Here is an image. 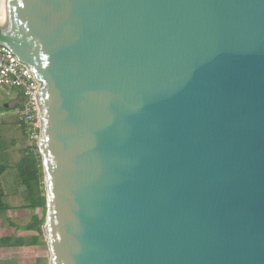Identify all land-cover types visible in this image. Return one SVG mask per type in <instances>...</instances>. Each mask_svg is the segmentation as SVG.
I'll return each mask as SVG.
<instances>
[{
    "label": "water",
    "instance_id": "obj_1",
    "mask_svg": "<svg viewBox=\"0 0 264 264\" xmlns=\"http://www.w3.org/2000/svg\"><path fill=\"white\" fill-rule=\"evenodd\" d=\"M0 45L41 83L49 264H264V0H0Z\"/></svg>",
    "mask_w": 264,
    "mask_h": 264
},
{
    "label": "rangeland",
    "instance_id": "obj_2",
    "mask_svg": "<svg viewBox=\"0 0 264 264\" xmlns=\"http://www.w3.org/2000/svg\"><path fill=\"white\" fill-rule=\"evenodd\" d=\"M18 95L16 89L0 88V166L9 170L4 175L7 194H3L2 203H0V235H3L0 237V260L27 257L29 259L19 260L17 264H48V249L43 234L46 200L34 206L33 197L22 176L23 161L29 155L34 153L38 155L40 152L36 141H31L21 126L19 107H5L6 103L16 99ZM1 112L4 115H1ZM38 168L41 169L38 196L43 197L46 193L42 158L38 162ZM15 174L17 175V186L20 187L17 196L9 190L14 189L12 187L14 178L12 177ZM27 205L28 209L25 208ZM30 225H35V228L28 229ZM5 237H10L11 240L6 243L2 242V238ZM0 264L11 263L3 261Z\"/></svg>",
    "mask_w": 264,
    "mask_h": 264
},
{
    "label": "built area",
    "instance_id": "obj_3",
    "mask_svg": "<svg viewBox=\"0 0 264 264\" xmlns=\"http://www.w3.org/2000/svg\"><path fill=\"white\" fill-rule=\"evenodd\" d=\"M40 84L29 64L20 60L6 46L0 45V88L16 89L22 96L19 120L29 139L36 141L37 147L42 123L38 99Z\"/></svg>",
    "mask_w": 264,
    "mask_h": 264
},
{
    "label": "trees",
    "instance_id": "obj_4",
    "mask_svg": "<svg viewBox=\"0 0 264 264\" xmlns=\"http://www.w3.org/2000/svg\"><path fill=\"white\" fill-rule=\"evenodd\" d=\"M22 105V96L18 97L10 102V106L20 107ZM41 160V154L36 153L29 155V157L23 161L22 164V176L24 182L27 185L30 195L33 197V205L37 206L43 203V200H46V196L39 197V182L41 177V169L38 168V162ZM28 228H35V225H30ZM10 237L2 238V242L10 241Z\"/></svg>",
    "mask_w": 264,
    "mask_h": 264
},
{
    "label": "crops",
    "instance_id": "obj_5",
    "mask_svg": "<svg viewBox=\"0 0 264 264\" xmlns=\"http://www.w3.org/2000/svg\"><path fill=\"white\" fill-rule=\"evenodd\" d=\"M1 115H4V113L3 112H1ZM22 126V125H21ZM9 170L7 169V168H5V167H2V166H0V203H2V200H1V198H2V196H3V194L5 195V194H7V189H6V187L4 186V175H5V173H7ZM12 178H14V180L12 181V187L14 188V189H9L11 192L10 193H13L14 194V196H17V193L19 194V191H18V189H20V187L19 186H17V184H18V182H17V180H16V178H17V175L15 174V175H13V177ZM16 180V181H15ZM21 205H23V204H21ZM23 207H24V205H23ZM25 208L26 209H28V205L27 206H25ZM28 228V227H27ZM28 229H30V228H28ZM34 229V228H33ZM32 229V230H33ZM3 235H0V237H2ZM25 255V254H24ZM24 259H29V258H27V257H21V258H18V259H15V260H10V259H4V260H0V263L1 262H3V261H8V263L10 262L11 264H17L18 263V261L20 260H24ZM47 259H48V254H47ZM48 264H49V260H48Z\"/></svg>",
    "mask_w": 264,
    "mask_h": 264
}]
</instances>
